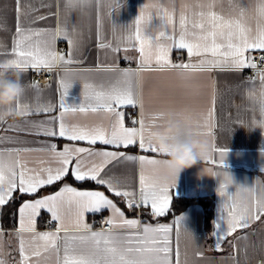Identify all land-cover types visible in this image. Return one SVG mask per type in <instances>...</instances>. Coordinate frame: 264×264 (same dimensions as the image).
<instances>
[{"label":"crops","instance_id":"obj_1","mask_svg":"<svg viewBox=\"0 0 264 264\" xmlns=\"http://www.w3.org/2000/svg\"><path fill=\"white\" fill-rule=\"evenodd\" d=\"M200 0H92L90 6L66 7L67 0H19L20 16L19 22L24 28L33 29H55L57 26L66 27L72 36L74 44L71 46L73 63L68 65L59 64L52 72L54 79L50 82L40 84L36 81L34 70L28 68L23 72V80L28 85L19 98L21 105L29 106V114L16 118L0 121V152L5 157L9 156L6 150L32 149L33 151L19 152V159L26 162L30 169L39 170L45 167L57 166L51 154L46 151H35L45 148L51 143L57 145V151H62L65 144L71 147H86L94 150H118L127 155H146L149 158L168 160L167 154L153 153L150 150L139 149L138 145L127 149L121 147L114 149L104 146L99 142L89 145L87 142L69 141L66 138L48 137L43 134L46 127L58 130L59 120H50V117H59L60 97L63 93L60 80L73 81L65 103L69 107L79 106L85 102L83 98L84 83L92 85L95 89L101 86L110 88L116 83L118 72L105 71L106 67L117 69L139 67L138 44L128 39L131 31L127 26L132 25L145 5H160L173 12L174 19L179 24V17L183 12L191 16L195 5ZM244 5L251 6L254 0H237ZM17 4L18 0H0V62L15 59L12 53L16 39L17 27ZM111 5V7H110ZM187 6V7H186ZM215 10L225 15L230 13L229 0H218ZM148 11L155 12V8ZM44 17V19H38ZM161 19L155 15L152 18L150 34H158L161 28ZM255 28V21H252ZM75 29V31H73ZM106 47H99L100 42ZM65 43L67 50L60 49L58 44ZM119 47V51H114ZM56 51L65 54L66 58L70 46L66 38L57 37L55 43ZM253 55V53H251ZM170 58L173 63L187 62L186 50L173 48ZM67 69V72H66ZM259 69H255L254 75L250 68L241 70L214 68L210 72H193L182 78L178 70L166 69L163 71H144L134 78L137 92H142L145 113H157L160 111H183L190 115L194 121L200 120V114L206 113L215 98V115L210 129L198 128L202 134L201 138L206 141L208 161L205 159L197 161L196 164L182 168L177 176L175 187L171 190V201L175 196L187 197H209L212 200L214 218L212 229L208 232L205 226L204 207L199 203L188 206L181 212L164 217L153 218L156 220L144 221L139 207L135 212L126 213L120 206L113 194L108 192L105 186L82 187L73 181H65L55 190H44L40 195L24 198L17 208L16 218H9L6 224L2 217L3 206H0V260L4 264H20L19 237V207L28 199L53 194L64 184H69L78 190L104 191L110 199H113L117 207L125 213L126 219H139L141 225L168 224L173 226L171 233V259L176 264L177 236L176 220L183 217L180 224L179 235V264H264V217L260 221H254L248 228L238 229L235 233L218 240V234L226 228V222L221 219V204L223 197L218 193L221 177L213 173L229 172L234 183L228 186V191L236 193L238 186L252 187L257 192L264 188V114L261 112L259 90L260 81L257 75ZM250 77L255 79L250 80ZM33 85H37L34 87ZM255 93V95H253ZM50 106L49 113L38 112V108ZM125 112L126 126H134L130 117L134 120L140 118V107L127 106L120 109ZM91 111L81 113H65V122L69 125L92 124L99 120V114ZM112 118L104 121L103 126L110 128ZM135 126H139L138 124ZM207 133V134H203ZM216 149H227V155L223 167H221L220 153ZM11 158L16 159L17 153L11 152ZM86 164L99 163V158L85 157ZM214 161V162H213ZM153 166L144 165L143 170L147 175L159 178L166 172L161 168L153 172ZM141 172L140 161H127L124 159L113 161L109 164L102 176L112 177L118 180L121 186H128L137 194L139 199V175ZM69 173L68 176H70ZM129 177V180H125ZM172 179L171 173L167 175ZM16 193H19L18 191ZM14 193V194H16ZM150 209V206L147 207ZM151 210V209H150ZM100 213L112 216L111 210H103L99 213H86L85 221L92 225L93 231L101 228L96 226V217ZM50 221L52 226H47ZM66 226L71 224L66 220ZM57 221H52L50 213L46 209L40 211L36 218V232L55 231ZM114 231L123 233L129 229L114 228ZM216 232L217 235H213ZM61 232V236H63ZM28 236L29 234H25ZM217 243L220 244L219 249ZM45 257L49 259L45 261ZM55 254L43 253L41 257H31L32 264L37 261L40 264H55Z\"/></svg>","mask_w":264,"mask_h":264},{"label":"snow or ice","instance_id":"obj_2","mask_svg":"<svg viewBox=\"0 0 264 264\" xmlns=\"http://www.w3.org/2000/svg\"><path fill=\"white\" fill-rule=\"evenodd\" d=\"M113 4L117 0H112ZM218 0H200L194 7L191 16L183 12L179 17V24L174 19L173 12L160 5H145L128 33L129 40L138 44L139 67L117 69L106 67L105 71L118 72L115 84L110 88L95 89L84 83V101L79 106L69 107L65 103V96L73 81L60 80L63 93L60 97L59 117H50V120H59L58 130L46 127L43 134L48 137L66 138L69 141H83L89 145L98 142L114 149H127L137 146L144 151L159 152L152 141L144 135L145 111L142 92H137L134 78L144 71H163L176 69L182 78L193 72L211 71L218 69L241 70L244 68L257 69L256 59L251 53L264 52V0H254L251 6L244 5L237 0H229L230 13L228 15L215 10ZM92 0H67L66 7L90 6ZM111 7V5H110ZM187 7V6H186ZM155 8V12L148 11ZM153 15L161 19V28L158 34H150L153 27ZM20 5L17 4L16 39L12 48L15 59L8 63L19 69H47L52 71L57 64L68 65L72 59L71 46L74 41L66 27L57 26L55 29L24 28L19 22ZM44 19V17H38ZM255 21V28L252 26ZM75 31V29H73ZM66 38L70 51L65 54L56 51L57 37ZM104 42L99 47H106ZM2 47V45H0ZM173 48L186 50L188 60L175 64L170 58ZM119 51V47L114 49ZM260 63L264 64V55L260 56ZM67 72V69H66ZM260 81L259 99L262 114H264V69L257 72ZM250 80L255 79L250 77ZM36 87L37 85H33ZM255 95V93H253ZM140 107L139 120H132L134 126H126L125 112L120 109L127 106ZM17 110L22 115L29 114V106L21 105L19 98ZM38 112L49 113L50 106L37 109ZM92 113L103 112L112 118L110 128L101 126L85 127L78 124L69 125L64 116L67 112ZM152 123L162 115L161 112L152 114ZM215 115V98L206 113H201V119L196 120L198 128L210 129ZM264 123V122H262ZM139 125L138 127L135 125ZM207 134V133H203ZM9 156L0 152V206L6 205L14 198L17 191L20 194L34 195L45 186H52L64 180L69 173L75 181H93L96 185L105 186L113 196L123 198L128 209L149 207L151 213L160 217L169 209L171 204V190L177 181L176 173L172 172V179L154 178L143 170L144 165L153 166V172L161 168L166 169L168 160L149 158L146 155H127L122 151L94 150L86 147H71L65 144L62 151H57V145L51 143L45 148L35 151H46L51 154L57 166H49L39 170L30 169L26 162L19 159V152L33 151L32 149H9ZM17 153V158H11V152ZM220 153V165L223 167L227 149H216ZM85 157L99 158V163L86 164ZM124 159L127 161L139 160L141 172L139 175V199L135 191L128 186H121L118 180L112 177L105 178L102 173L113 161ZM210 158H205L208 161ZM214 162V161H213ZM224 168V167H223ZM221 177L218 193L223 197L221 204V219L226 222V228L217 235L218 240L235 233L238 229H245L254 221L264 217V188L258 192L252 187L238 186L234 194L228 191V186L234 183L229 172L213 173ZM125 177V180H129ZM46 209L51 220L57 221L55 231L36 232V218L40 211ZM111 210L106 223L107 229L92 230V225L85 221L86 213H99ZM19 237L20 264H32L31 257H41L43 253L55 254V264H172L171 233L173 226L168 224L141 225L139 219H126L124 211L117 207L104 191L78 190L69 184H64L53 194L38 199H28L19 207ZM66 220L71 227L66 226ZM183 217H177L176 236L177 251L176 264H179V235ZM114 228L129 229L123 233L114 231ZM63 232V236H61ZM25 234H29L26 236ZM220 244L217 243L219 249ZM45 261L49 258L45 257ZM0 264H4L0 260ZM36 264H40L39 261Z\"/></svg>","mask_w":264,"mask_h":264},{"label":"clouds","instance_id":"obj_3","mask_svg":"<svg viewBox=\"0 0 264 264\" xmlns=\"http://www.w3.org/2000/svg\"><path fill=\"white\" fill-rule=\"evenodd\" d=\"M59 64L56 65V67ZM24 69L15 68L8 61L0 62V121L22 115L17 110L18 98L28 86L23 80ZM162 115L152 123V113H145V132L158 150L167 154L166 172L160 177L166 179L169 173L178 176L182 168L190 167L208 156L207 144L201 138L194 119L183 111H160ZM99 120L81 125L95 127L103 125L109 114L100 113Z\"/></svg>","mask_w":264,"mask_h":264},{"label":"trees","instance_id":"obj_4","mask_svg":"<svg viewBox=\"0 0 264 264\" xmlns=\"http://www.w3.org/2000/svg\"><path fill=\"white\" fill-rule=\"evenodd\" d=\"M73 181L74 183H76L79 186L82 187H92V186H97L95 184V182L93 181H83V182H79V181H75L73 179V177L67 176L64 180L57 182L56 184L52 185V186H45L44 188L40 189L38 191V194H34V195H25V194H20V193H16L14 194V198L9 201L2 210V217L5 218L6 224L9 222V218H11L13 220V218H16V214H17V208L18 205L20 204V202L27 197H34V196H38L40 195L44 190H55L58 187H60V185H62L65 181ZM118 203L120 204V206L126 211V213H132L135 212L138 208H133V209H128L126 202L124 201L123 198H118L113 196ZM194 203H199L204 207V213H205V226H206V230L209 232L212 229L213 226V218H214V209H213V204H212V200L209 197H187V196H175L170 204V209L168 211V214L166 216H173L179 212H181L182 210L186 209L188 206H190L191 204ZM141 211V216L143 218L144 221H154L156 220L155 218H153V215L151 213V210L147 207H141L140 208ZM164 217V216H162Z\"/></svg>","mask_w":264,"mask_h":264},{"label":"built area","instance_id":"obj_5","mask_svg":"<svg viewBox=\"0 0 264 264\" xmlns=\"http://www.w3.org/2000/svg\"><path fill=\"white\" fill-rule=\"evenodd\" d=\"M58 47L60 49L63 50H67V45L65 43H60L58 44ZM264 55V52H254L253 56L256 59V63H257V69L258 68H262L264 66V64L260 63V56ZM254 71L255 69L250 68V72L251 74L254 75ZM34 75L36 77V81L40 84H44L47 82H50L54 79V74L52 71H48L47 69H39V70H34ZM130 120H134V117H130ZM108 215L106 213H100L97 217H96V226L99 228H104L107 229L108 225L106 223L107 219H108ZM47 226H52V223L50 221L47 222Z\"/></svg>","mask_w":264,"mask_h":264}]
</instances>
